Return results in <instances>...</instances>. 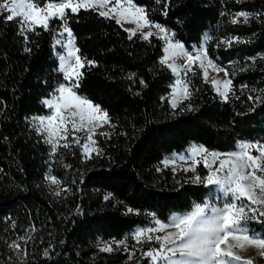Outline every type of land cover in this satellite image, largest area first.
Here are the masks:
<instances>
[{"label": "trees", "instance_id": "16d2710c", "mask_svg": "<svg viewBox=\"0 0 264 264\" xmlns=\"http://www.w3.org/2000/svg\"><path fill=\"white\" fill-rule=\"evenodd\" d=\"M133 2L189 51L210 35L208 55L232 83L227 102L197 70L187 78L190 100L173 110L174 77L159 62L161 40L129 39L125 28L96 11L69 13L79 54L97 63L84 69L76 91L107 110L112 126L108 137H97L103 155L86 160L74 144L53 154L29 120L48 113L41 100L61 82L55 46L61 22L29 32L26 43L17 24L0 18V264H11L6 241L32 226L29 264H128V253L99 248L154 218L168 222L190 212L208 196L204 185L163 168L166 157L194 144L228 153L242 141L264 142V104L248 100L264 90V0H169L166 17L157 0ZM241 11L251 14L249 21L232 23ZM232 38L241 42L221 43ZM50 175L71 192L57 197Z\"/></svg>", "mask_w": 264, "mask_h": 264}, {"label": "snow or ice", "instance_id": "6c2138e0", "mask_svg": "<svg viewBox=\"0 0 264 264\" xmlns=\"http://www.w3.org/2000/svg\"><path fill=\"white\" fill-rule=\"evenodd\" d=\"M157 3L163 4L162 15L166 17L169 0H157ZM81 10L96 11L100 17L115 20L121 26L124 23L134 24L135 28L125 29L129 33V39L139 33L144 41H149L154 35L164 41V56L159 62L174 75L194 74L197 67L202 70L205 80L209 75L208 67L217 74L224 72L225 76L228 75L224 69L213 64L203 44L189 51L183 43L174 40L175 33L150 20L146 8L135 5L133 0H43V4L41 0H0V18L4 23L17 24L19 34L26 43L29 32H35L37 28L47 31L52 21L61 22L59 38L56 40V45L63 49L58 54L56 69L61 82L48 97L41 100L49 114L36 115L29 120L35 134L50 147L53 154L74 144L82 149L86 160L93 159L94 155H103L95 137L98 129L105 125L112 126L107 110L81 97L76 91L81 86L84 69L97 66L96 61L79 54L80 49L75 46L73 32L67 24L69 13L78 14ZM250 15L248 12H238L231 22L235 24L242 17L247 23ZM143 29L148 31L144 32ZM234 42L241 41L238 38L221 41L228 46ZM25 51L30 49L26 48ZM260 58L264 59V56ZM177 59H183L184 63L177 64ZM250 59L253 62L255 60ZM128 79H133V76ZM140 83L145 82L140 80ZM212 86L227 102L231 80L213 79ZM171 95L169 103L175 110L181 103L190 100L189 83L178 79ZM248 100L264 104V90L260 95L249 96ZM184 110L193 111L190 107ZM99 135L108 137L109 134L99 132ZM209 155L212 157L211 164L207 159ZM196 157L203 159L208 171L203 177L196 175L195 182L205 187L214 186L216 191L223 194V205L217 207L214 203L204 201L194 204L190 212L175 216L168 222L154 218L153 226L136 231L132 237L136 243L154 240L158 245L152 250L144 251L142 257L148 259L150 264H253V260L244 259L239 253L254 247L264 257V231L257 232L252 227V224L264 225V142L242 141L238 143L236 150L228 153H209L204 146H192L187 155H179L171 162L175 163L178 159L187 163L191 160V166L185 171L195 172V166L200 163ZM168 163L169 161H164L165 165ZM46 179L58 189L54 193L57 197L71 192L70 188L62 187L55 176L50 175ZM111 198V194L104 196L106 201ZM11 228H16L15 221L11 222ZM35 232L36 228L32 226L23 235L6 241L11 264H29L28 245L35 239ZM114 244L115 248L122 247L128 251L123 240L105 243L99 251L111 253L115 250ZM43 255L49 256V250L46 249ZM133 256L134 253H129V259Z\"/></svg>", "mask_w": 264, "mask_h": 264}, {"label": "rangeland", "instance_id": "374dc122", "mask_svg": "<svg viewBox=\"0 0 264 264\" xmlns=\"http://www.w3.org/2000/svg\"><path fill=\"white\" fill-rule=\"evenodd\" d=\"M123 28L125 29H132V28H135V25L134 24H131V23H124ZM144 32L148 31V29H143ZM152 31H156L155 29H152ZM139 34V33H138ZM140 35V34H139ZM153 37L156 38V36L154 35ZM59 38V36L57 35V39ZM56 39V40H57ZM174 40H176L175 36H174ZM210 40V35L207 34L205 35V37L203 38V41L200 45H204L207 49V44ZM162 41V40H161ZM163 44H164V41H162ZM74 43H75V46H76V42L74 40ZM56 48H57V53L60 54L63 52V49L60 48L59 45H56ZM77 47V46H76ZM165 47V45H164ZM198 47V46H197ZM209 56V55H208ZM209 59H211L209 57ZM172 61H169V63H171ZM177 64H183L184 63V60L183 59H177L175 61ZM213 64L217 65L213 60H212ZM218 67H220L219 65H217ZM221 68V67H220ZM224 69V68H222ZM197 70H200L201 71V74H202V70L199 69L198 67L195 69V71ZM227 73L228 71L226 69H224ZM208 72H209V75H208V78L207 80H205L206 82L210 83L212 85V80L213 79H216V80H224V79H229V76H225L224 72H220L219 74H217L215 71H213V69L211 67H208ZM172 73V72H171ZM193 73H188L187 76H184L183 73H180V74H177V75H173L174 77V84L173 86L176 84V81L178 79H182L184 80L185 82H187V78L189 75H192ZM203 76V74H202ZM204 78V77H203ZM205 79V78H204ZM173 86L171 88V90H173ZM214 88V87H213ZM214 90L216 91V89L214 88ZM217 92V91H216ZM232 92V83H231V91L229 92V95L231 94ZM172 93V92H171ZM228 95V97H229ZM221 97V96H220ZM222 98V97H221ZM172 99V95H170V100ZM223 99V98H222ZM224 100V99H223ZM185 102V101H184ZM183 102V103H184ZM183 103H181L178 107H180ZM177 107V108H178ZM49 114V110H48V113ZM110 129V127L108 125H105L103 128L101 129H98V134L96 135L95 139L97 140V137L100 136L99 135V132H108ZM97 146H98V140H97ZM192 146H201V145H192ZM190 146L186 151L184 152H181V153H175L171 156H168L165 158L164 161H169V163L167 165L164 164V161L162 162V167L163 168H167V169H170L171 171L183 176L186 180L188 181H192L193 183H196L195 180H194V177L196 175H199L201 177L205 176L206 173H207V169L204 167V162H203V159L201 157H196L197 160L200 161V163L195 166V172H192V171H185V169L189 168L191 166V160H188V162H184V161H180V160H176L175 163H172L171 161L175 158V157H178L179 155H187L191 149ZM99 148V146H98ZM211 152H216V151H209V153ZM220 153V152H218ZM254 155L256 153H253ZM209 163L211 164L212 163V157L209 155L207 157ZM196 184H199V183H196ZM200 185H203V184H200ZM55 186V185H53ZM56 187V186H55ZM208 190H209V193H208V196L206 198V201H208L209 203H214L217 207H220L223 205L224 203V197H223V194L222 193H219L218 191H216L215 187L214 186H209L207 187ZM185 214V213H183ZM178 215H182V214H175L173 215L169 221L175 217V216H178ZM161 221V220H160ZM163 222V221H161ZM154 224V219H152L151 223L148 225V226H145V227H138L136 228L132 233H130L123 241H125L126 245H127V248H128V251H125L122 247L121 248H115V244L113 245L114 249L115 250H121L125 253H134V256L129 259L128 261V264H142V262L144 260H148L146 258H143L142 257V253L144 251H147V250H152L156 247H158V245L154 242V240L152 242H147V241H144L142 240L141 243H136V241L132 238L133 237V234L142 229V228H147V227H151L153 226ZM252 227L257 231H264V225H260V224H252ZM162 234V233H161ZM120 241H116V243H118ZM112 243V242H111ZM244 259H251L253 260V264H264V257H261L259 254H258V250L255 249L254 247H249L246 251H242L239 253ZM149 264H150V261H149Z\"/></svg>", "mask_w": 264, "mask_h": 264}]
</instances>
